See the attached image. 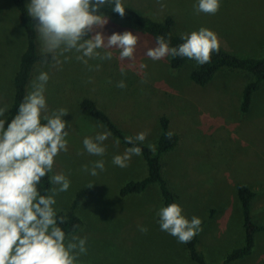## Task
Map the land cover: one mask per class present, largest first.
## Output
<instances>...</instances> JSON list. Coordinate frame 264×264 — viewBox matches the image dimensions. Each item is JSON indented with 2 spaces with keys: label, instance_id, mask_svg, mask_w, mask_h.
Returning a JSON list of instances; mask_svg holds the SVG:
<instances>
[{
  "label": "rangeland",
  "instance_id": "rangeland-1",
  "mask_svg": "<svg viewBox=\"0 0 264 264\" xmlns=\"http://www.w3.org/2000/svg\"><path fill=\"white\" fill-rule=\"evenodd\" d=\"M31 0H26L30 4ZM140 14L162 21L175 20L173 32L184 36L206 27L216 32L220 47L241 57L259 58L264 47V0H221L215 15L197 13V0H125ZM37 31V50L44 44ZM102 31H131L141 39L137 46L135 66L121 61L119 50L111 49V60L93 58L84 64L71 51L59 55V63L36 68L28 92L41 72L49 80L45 96L48 114L64 108L63 119L69 124L68 151L56 158L52 175L63 173L71 181L66 192L56 198L57 212H67L76 192L88 188L76 213L84 221L79 237H87V253L79 264H195L177 239L160 230L157 216L162 200L157 185L140 194L121 197L119 190L130 181L147 175V167L139 156H133L125 168L112 163L125 149L112 136L104 142L105 154L89 155L83 139L95 137L106 129L96 120L79 111L83 98L95 101L124 133L135 137L148 132L143 143L154 147L159 135L158 117L170 120V129L179 136L177 146L163 155V176L174 189L184 215L202 219L198 234L207 264H221L233 248L243 242L240 205L236 185L248 186L255 194L251 209L253 219L263 230L255 235L250 256L230 264H262L264 258V83L253 94L247 113L239 111L242 87L251 80L239 71L218 72L207 85L199 87L189 79L195 62L187 61L178 71L168 67L169 56L152 60L145 53L153 43L142 30L129 23L108 19ZM95 33H89L85 39ZM26 46V37L19 15L9 0H0V107L13 101V77ZM101 54L105 50H100ZM52 55V54H51ZM146 64L143 70L139 64ZM97 65L99 66L97 68ZM125 70L121 75V69ZM123 80L126 87L117 83ZM8 112L6 113L7 116ZM104 160L105 170L96 176L83 170L97 160ZM89 185H93L89 188ZM56 185L52 184V188ZM140 226L147 227L142 233ZM72 236V235H69Z\"/></svg>",
  "mask_w": 264,
  "mask_h": 264
},
{
  "label": "clouds",
  "instance_id": "clouds-1",
  "mask_svg": "<svg viewBox=\"0 0 264 264\" xmlns=\"http://www.w3.org/2000/svg\"><path fill=\"white\" fill-rule=\"evenodd\" d=\"M157 2L164 7L161 0ZM109 3L113 5L112 12L121 18L125 16L123 0H31L27 12L36 21L44 51L52 54L56 63L60 62L59 55L73 50L80 53L76 58L86 65L93 58L111 60V49H118L120 60L131 61L129 67H134L139 34L124 31L106 37L102 31H97L108 23V16L101 8ZM220 7L221 0H197L194 5L197 13L208 15H215ZM92 32L95 34L85 39ZM182 40L183 43L172 47L170 39L158 36L155 46L149 47L145 55L152 60L186 57L203 65L220 50L218 34L206 27L185 34ZM100 50H105L103 55ZM146 67L139 64L141 70ZM124 73L122 68L121 75ZM48 80L47 72L39 74L33 82V90L23 97L10 121L6 116L7 105L0 107V264H79V257L87 253V237L66 234L60 226L66 218L58 216L54 207L55 197L70 188V179L63 173L54 174L51 183L56 187L46 194H41L39 188L42 179L52 172L55 158L68 151L66 128L69 124L63 119L68 111L60 108L48 114L45 96ZM116 86L123 89L126 84L121 80ZM148 134L143 131L135 137H126V143L133 146L115 155L112 163L127 167L134 155L142 154L136 142L142 143ZM111 135V131L105 130L95 137H85L84 149L89 155L102 157L106 152L104 142ZM166 135L171 139L173 133ZM97 169L105 170L104 160L95 161L91 169L83 166L92 176L98 174ZM157 216L160 230L179 243L191 242L203 230L202 219L187 218L177 202L162 206ZM139 230L148 231L144 226Z\"/></svg>",
  "mask_w": 264,
  "mask_h": 264
},
{
  "label": "trees",
  "instance_id": "trees-1",
  "mask_svg": "<svg viewBox=\"0 0 264 264\" xmlns=\"http://www.w3.org/2000/svg\"><path fill=\"white\" fill-rule=\"evenodd\" d=\"M19 15V21L26 37V46L21 54L18 69L13 77V101L7 114V119L10 121L16 113L17 108L23 97L27 94L28 87L32 81L36 68L40 65H49L53 59L49 53H39L37 50V25L27 12L26 0H9ZM126 9V14L123 18L119 14L112 12V4H105L101 8V12L108 16V19H114L129 23L143 31V33L153 42H156L158 36H164L166 40L170 39V46L175 47L183 43L181 35L173 32L175 28V20L172 16H166L162 21L153 20L151 17L140 14L132 7L127 5L123 0ZM45 60L47 62H45ZM190 61L186 57L169 56L168 67L170 71L175 72L181 69L184 64ZM194 61V60H192ZM195 62V61H194ZM223 70L239 71L248 74L251 80L247 82L241 89V97L239 103V111L247 113L252 104L253 94L259 90L264 83V47L262 56L259 58L241 57L233 54L220 47L218 53H213L209 63L199 65L195 62V68L190 72L189 79L192 83L199 87L207 85L215 75ZM79 111L84 117L92 118L99 122L106 130L111 131L112 137L119 141L125 148L133 145L126 143L128 135L118 128L110 117L101 109L98 108L95 101L90 98H83L79 102ZM159 135L154 147H150L145 143L136 142V146L142 149L140 155L147 167V175L139 181H130L122 186L119 190V195L125 197L143 193L149 185H157L162 206L169 203L177 202L178 197L174 189L171 188L163 176L161 160L164 154L173 150L179 141V136L176 132L170 129V120L160 115L158 117ZM7 126V125H5ZM172 132L171 139L166 133ZM132 137V136H131ZM50 172L42 179L39 185L41 194L48 193L52 188ZM89 194L88 188L78 190L67 212H57L58 216H64L65 222L60 225L68 235H73L79 232L84 227V221L77 215L76 210L83 199ZM254 192L246 185H236V197L240 205L242 226H243V242L240 246L233 248L228 252L221 264H230L242 260L250 256L255 246V235L263 230V226L257 225L253 219L251 202L254 198ZM183 246L188 254L189 259L195 264H207L204 251L202 250L199 237L196 235L189 243H183ZM264 264V258L262 261Z\"/></svg>",
  "mask_w": 264,
  "mask_h": 264
}]
</instances>
